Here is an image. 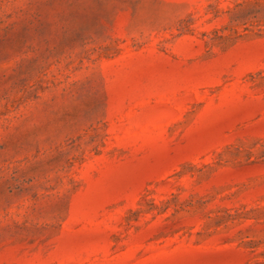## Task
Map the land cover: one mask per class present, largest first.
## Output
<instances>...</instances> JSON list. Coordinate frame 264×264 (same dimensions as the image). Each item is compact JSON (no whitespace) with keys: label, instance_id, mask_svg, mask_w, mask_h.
Returning a JSON list of instances; mask_svg holds the SVG:
<instances>
[{"label":"rangeland","instance_id":"obj_1","mask_svg":"<svg viewBox=\"0 0 264 264\" xmlns=\"http://www.w3.org/2000/svg\"><path fill=\"white\" fill-rule=\"evenodd\" d=\"M0 264H264V0H0Z\"/></svg>","mask_w":264,"mask_h":264}]
</instances>
